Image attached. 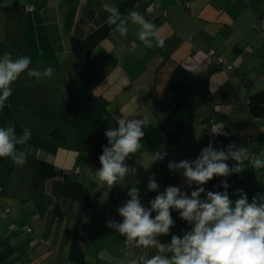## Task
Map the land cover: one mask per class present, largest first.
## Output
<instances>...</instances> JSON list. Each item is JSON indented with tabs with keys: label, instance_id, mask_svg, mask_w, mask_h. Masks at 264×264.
Listing matches in <instances>:
<instances>
[{
	"label": "crops",
	"instance_id": "crops-1",
	"mask_svg": "<svg viewBox=\"0 0 264 264\" xmlns=\"http://www.w3.org/2000/svg\"><path fill=\"white\" fill-rule=\"evenodd\" d=\"M106 3L116 7L122 5L127 12L125 16L131 11L143 14L160 29L165 46H145L137 36L139 26L129 23L127 37L113 32L95 48L87 62H81L73 52L72 39L86 37L106 22L109 15L104 9ZM151 3L156 5V9L149 13L146 8ZM3 25L16 28L10 40L17 37L22 43V36H31L33 42L29 45L34 44L33 49L26 50V43L22 49L23 55L32 58V67H52L55 70L52 78L39 82L33 80L30 86L22 83L27 80L26 75H22L21 80L13 85V95L22 93L37 102L76 111L81 110L90 95H95L114 118L122 115L129 119L147 117L143 147L127 161L130 172L124 181L139 186L144 200L156 195L146 189L153 174L161 184V191L168 185H182L180 176L169 172L168 161L195 159L210 141L217 148L235 141L243 143L250 153H264L261 148L264 117L255 118L247 107L249 96L264 89V0H8L6 9L0 7L1 29ZM15 45L19 44H11L12 47ZM211 48L225 57L227 66L216 69V63L208 55ZM9 50L8 47L5 51L0 49V55ZM169 58L199 75L209 74L213 90L210 99H191L195 103L193 122L182 130L176 143L168 142L161 128L167 113L179 100L177 94L162 91L171 69V65L164 69L162 65ZM154 86L157 89L153 90ZM31 128L45 138L50 137L51 127L46 132L37 130L35 126ZM213 129L227 135L214 134ZM75 137L73 132L69 143L60 145L54 155L57 157L59 150L66 155L78 153L74 147ZM161 149L168 152V157L154 163L152 153ZM85 153H88L85 159L100 163L99 155ZM232 163L229 161L230 165ZM245 168L249 171L244 176L234 174L227 178L232 185L229 189L232 197L236 198L239 188L248 194L257 182H264V174H257L264 169L254 168L250 162H246ZM223 179L214 177L205 187L212 189ZM114 189L108 193L117 201L120 194ZM30 199L34 206L30 210L32 216L28 224L24 221L19 228L17 216L8 219L7 224L14 225L13 228L9 226L11 233L5 230V237L11 241L14 252L0 258V264H76L69 259V252L77 204L68 198H56L48 213L42 215L32 192ZM118 207L100 210L97 226L102 219L119 222ZM8 211L12 209L9 207ZM173 217L176 227L171 231L182 235V229H187L188 225L177 213L173 212ZM87 229L82 228L80 237L88 255L91 239L87 237ZM20 230L24 234L15 236L14 232ZM93 230L90 236H93ZM1 235L2 232L0 240L4 239ZM119 237L123 247L126 245L124 238ZM159 239L168 243L171 236ZM17 245L19 248H15ZM146 256L150 257V254ZM102 257L98 256L94 264H102L105 261ZM88 262L93 263L87 259Z\"/></svg>",
	"mask_w": 264,
	"mask_h": 264
},
{
	"label": "clouds",
	"instance_id": "clouds-1",
	"mask_svg": "<svg viewBox=\"0 0 264 264\" xmlns=\"http://www.w3.org/2000/svg\"><path fill=\"white\" fill-rule=\"evenodd\" d=\"M104 9L109 13L106 23L112 32L127 37L129 23L136 24L138 39L145 46H165L160 29L140 12L131 11L125 16L112 3H106ZM32 64L28 55L14 57L9 52L0 55V113L8 106L13 85L22 75L27 77L22 81L25 86H30L33 80L39 82L54 76L52 67L40 69ZM115 119L117 126L108 127L104 133L107 144L102 145L101 167L94 171L95 181L110 189L127 188L128 199L116 209L121 220L109 219L106 226L122 236L129 247L156 250L147 258L130 257L126 264H264V193L250 200L247 192L239 188L236 198H232L229 191L232 185L227 180L245 171L246 162L264 169V153H250L243 143L235 141L221 148L210 141L195 159L168 161L169 172L178 174L182 185H168L161 191V184L153 174L146 189L156 195L144 200L139 186L128 187L124 181L130 172L127 161L143 147L148 119L146 116L129 119L123 115ZM212 132L227 135L215 129ZM31 138L30 128L23 127L17 133L15 126H0V158L7 157L15 166L23 167L28 159L23 146ZM152 155L155 163L165 160L168 152L161 149ZM229 161L234 163L230 165ZM214 177L224 179L213 185L216 190L206 188ZM173 212L188 225L182 229V235L171 231L176 227ZM169 235L170 242L160 241L159 237Z\"/></svg>",
	"mask_w": 264,
	"mask_h": 264
},
{
	"label": "trees",
	"instance_id": "trees-1",
	"mask_svg": "<svg viewBox=\"0 0 264 264\" xmlns=\"http://www.w3.org/2000/svg\"><path fill=\"white\" fill-rule=\"evenodd\" d=\"M7 7L8 3L4 8ZM117 8L122 15L127 13L124 12L122 5ZM112 33L110 26L104 22L86 37H73V52L81 62H87L95 48ZM167 65H171V69L162 85V91L177 94L179 100L167 113L161 128L165 132L167 141L176 143L180 139L182 130L193 122L195 103L191 99H210L213 97V90L209 74L199 75L181 62L171 58L167 59L161 68L164 69ZM215 65L216 69L221 68V66ZM154 89H157V86H154ZM22 106L29 114L51 123L49 138L37 133L31 128L29 121L27 123L20 116L19 110ZM247 107L255 118L264 117V89L249 96ZM15 114L22 120L16 119ZM13 119L17 133L22 132L23 127L31 129L32 138L27 145H32L39 150L52 154L57 152L60 145L68 144L71 134L75 132L74 147L77 151L93 152L100 156L102 145L107 144V138L104 134L106 129L117 126L116 119L95 95H90L81 110L76 111L37 102L22 93L16 94L9 98L8 106L3 113H0V126H5L7 120ZM27 145L23 148L25 149ZM16 169L17 166L9 158H0V196L5 195L6 179L14 176ZM48 182H50L49 186ZM30 190L35 205L42 215L48 213L49 207L56 198H68L77 204L78 209L69 259L76 264H88L87 252L83 246L80 231L82 228L93 229L97 226L98 212L105 208L98 195L93 194L83 182L72 178L69 170L62 169L50 160L37 156L31 158ZM258 193H264V182L259 181L255 184L252 191L248 193L249 199L251 200ZM0 246L2 248L1 259L13 254V245L7 238L0 240ZM125 248L124 245V252L128 251L129 246L127 249Z\"/></svg>",
	"mask_w": 264,
	"mask_h": 264
},
{
	"label": "rangeland",
	"instance_id": "rangeland-1",
	"mask_svg": "<svg viewBox=\"0 0 264 264\" xmlns=\"http://www.w3.org/2000/svg\"><path fill=\"white\" fill-rule=\"evenodd\" d=\"M18 29V28H17ZM16 32V28L13 26H10L7 28L6 26L1 29L0 28V49L3 51L8 49H11V51H7L11 53L14 57L16 55H23V44L26 43V50H31L34 47L33 45H29L33 42V39L30 35H27V37L22 36L23 42L21 43L17 37H14L13 40H10V37L14 35ZM21 34V32H19ZM26 40V41H25ZM19 42V43H18ZM19 44L18 48L12 47L11 44ZM22 44V45H21ZM108 44V43H107ZM21 52V54H20ZM2 55V54H1ZM37 85V84H36ZM43 85V84H40ZM20 116L26 122L31 126H35L37 130H40L42 132H46L48 128L51 127V123H49L46 120H43L39 117H36L34 115L29 114L27 110L20 107ZM15 118L18 120H22L21 117H18L17 114H15ZM34 124V125H33ZM5 126H14V119L13 120H7L5 122ZM263 145L261 148H263L264 151V136L262 137ZM28 153V159L26 164L23 167H18L15 171V173H19V175H15L12 177H8L6 179V193L4 196H0V232H2L3 236L2 238H6V232L5 230L8 229V232L11 233L9 230V226H13L14 224H7L8 219L11 217L17 216L19 218V221L17 226L20 228V224L24 223L26 221H31V213L30 210L33 208L34 203L32 199H30L31 196V190H30V167H31V158L32 156H38L45 160H50L51 162L55 163L58 167L69 170V173L72 178L77 179L81 182H83L95 195H98L99 199L104 203L105 207L108 209H114L116 206H120L126 199L127 193L125 190L127 188H123L121 186H116L112 189H114V192L120 194V199L115 200L111 196H109L110 189L106 184H98L95 181V170L101 167L100 163H95L91 160L85 159L86 155L88 153L81 152H70L67 153V155L62 152V150H59L57 157L49 153L47 151L39 150L38 148L27 145L24 149ZM59 161V162H58ZM63 164V165H58ZM79 168L81 170V173L77 174L76 168ZM75 168V169H73ZM246 171H249V169L245 168V171L239 174V176H244L246 174ZM14 173V174H15ZM259 173L264 174V171H259ZM126 184H129L128 187L137 186L133 183H130L129 181L124 182ZM50 185V182H48V186ZM103 188V189H102ZM100 194V195H99ZM235 198V197H232ZM9 207L12 209L11 212L8 211ZM9 212V213H8ZM7 216V218H6ZM5 222L4 226L2 227V224ZM108 220L102 219L99 221V224L93 232V236H90V233L92 229H87V237L88 239H91L90 247H89V254L87 255V259L93 261L92 264H94V260L98 256H104V262L102 264H126V260L130 257L139 259L141 256H144L147 258L146 255L150 254L153 255L155 253V249H136L134 246L129 247L128 251L124 252V246L122 247V239H120L119 234L114 233L112 230L108 229L106 224ZM74 226L75 221L72 222V228L74 232ZM24 231H19L18 233L14 232V235L17 236L19 234H24ZM13 235V234H11ZM8 237V236H7ZM12 237V236H11ZM10 238V236L8 237ZM70 244V243H69ZM22 245V244H20ZM20 245H17L15 248H19ZM103 258V257H102ZM89 263V262H88ZM91 264V263H89Z\"/></svg>",
	"mask_w": 264,
	"mask_h": 264
},
{
	"label": "built area",
	"instance_id": "built-area-1",
	"mask_svg": "<svg viewBox=\"0 0 264 264\" xmlns=\"http://www.w3.org/2000/svg\"><path fill=\"white\" fill-rule=\"evenodd\" d=\"M7 3H8V0H0V7L4 8L7 5ZM28 8L30 9L32 8V6H29ZM155 9H156V5L152 3L146 8V10L149 13L155 11ZM208 55L213 60V62L216 63L217 65L221 67L227 66L225 57L221 53H219L215 48L209 49ZM11 228H13V226H11ZM125 246H126L125 249H127L128 245H125Z\"/></svg>",
	"mask_w": 264,
	"mask_h": 264
}]
</instances>
